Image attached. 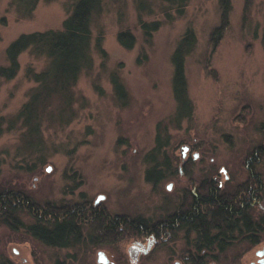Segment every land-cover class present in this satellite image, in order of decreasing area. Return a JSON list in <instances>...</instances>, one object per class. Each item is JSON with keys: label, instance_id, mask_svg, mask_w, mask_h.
Here are the masks:
<instances>
[{"label": "rangeland", "instance_id": "374dc122", "mask_svg": "<svg viewBox=\"0 0 264 264\" xmlns=\"http://www.w3.org/2000/svg\"><path fill=\"white\" fill-rule=\"evenodd\" d=\"M72 1L38 0L31 15L23 16L12 0H0V64L6 62V46L21 33L60 29ZM228 1V24L212 48L209 35L219 22L221 0H103L91 24V68L80 73L70 105L54 99L41 108L38 132L29 139L14 117L34 87L25 68L39 70L44 61L21 53L16 76L0 86V189L20 190L36 204H89L152 224L204 179L229 192L249 178L251 167L264 185V154L257 161L251 155L264 145V0ZM139 19L160 22L149 40ZM187 27L196 36L184 61L193 112L177 124L171 120L170 59ZM124 29L135 36L130 48L117 41ZM98 37L103 54L95 48ZM112 72L126 90L124 103L113 91ZM10 120L15 123L8 125ZM159 123L167 143L152 161L146 156ZM163 158L168 161L163 177L147 180L146 170ZM261 195L254 215L264 212ZM19 217L22 224L33 219L25 211ZM1 220L0 259L14 264H187L184 254L192 248V233L173 230L154 237L134 257L130 247L137 241L146 247L149 231L123 228L92 241L85 227L81 244L52 247L22 225ZM259 236L251 245L236 238L222 253L215 250L217 260L206 264H264V253L257 254L264 250V229Z\"/></svg>", "mask_w": 264, "mask_h": 264}, {"label": "trees", "instance_id": "16d2710c", "mask_svg": "<svg viewBox=\"0 0 264 264\" xmlns=\"http://www.w3.org/2000/svg\"><path fill=\"white\" fill-rule=\"evenodd\" d=\"M37 2L38 0H12L11 4H14L23 16H30ZM102 4L103 0H73L60 29L24 32L6 46V62L0 64V86L3 80L16 76L20 69L21 53L27 51L34 57L43 58L44 61L39 70L33 65H27L25 68L24 75L34 82V87L14 117L19 123V128H24L25 139L37 134L42 117L41 108L45 107L46 103L54 99L61 105L72 103L73 88L80 73L92 66L91 24L93 17L101 11ZM228 12L229 1L221 0L219 22L209 35L212 48L217 46L228 24ZM1 23H4L3 18ZM139 26L144 38L149 40L152 33L159 28L160 22H145L139 19ZM116 37L119 44L125 48H130L135 43V36L129 29L119 30ZM100 42L98 37L95 48L103 54ZM195 44V33L191 27H187L171 54V88L175 101L171 120L177 124L183 119H190L193 112V104L187 93L184 61ZM110 82L117 99L124 103L127 93L119 75L112 72ZM14 120H10L8 125L15 123ZM157 127L154 146L146 156L152 161L157 160L167 143V138H163L160 133V123ZM263 154L264 145L255 148L251 154L253 161H257ZM159 165H163L165 169H159ZM167 168L168 161L165 158L161 163L155 161L146 170V179L158 181ZM261 190L262 180L255 172L233 192L224 191L213 180L204 179L194 191L186 194V200L182 201L173 217L167 214L150 224L142 218L129 219L123 215H111L103 208L89 204H36L20 190L0 189V218L4 224L10 226L22 225L34 239L52 247H74L81 244L86 237L84 227L88 230L87 236L90 240L101 241L107 233L120 232L123 228H135V233L141 234L148 231L165 233L166 229L177 226L178 230L185 229L187 236L192 233L190 245L193 248H187L185 251V263L206 264L217 260L215 250L222 253L227 249L233 229H251L254 234L250 242L256 243L259 240L257 233L262 227L258 225L262 221L249 219L248 205L250 200L253 206L260 200ZM23 211L27 214L29 212L33 217L28 224H22L20 220L19 214ZM0 264L14 263L8 258H2Z\"/></svg>", "mask_w": 264, "mask_h": 264}, {"label": "flooded vegetation", "instance_id": "af4514ba", "mask_svg": "<svg viewBox=\"0 0 264 264\" xmlns=\"http://www.w3.org/2000/svg\"><path fill=\"white\" fill-rule=\"evenodd\" d=\"M185 149H187V148H185ZM182 155L183 156H185V153L183 152L182 153ZM250 169H249V175H251L252 173H253V171H252V168L251 167H249ZM250 186V185H249ZM219 187V186H218ZM237 187V186H236ZM220 188V187H219ZM236 188H234L231 192H233L234 190H235ZM262 193H264V185H262V190H261V194ZM261 197H262V195H261ZM261 199V198H260ZM99 200H95V202H98ZM182 204V202H180L178 205H177V208L176 209H174L172 212H170L168 215H170L171 217H173L174 216V212H176L177 210H178V208H179V206ZM249 207H248V215H249V219H251V220H257V221H262L261 223H260V225H258L260 228L262 227V229H260V232L263 230V227H264V212L263 213H259V214H257V215H254L255 213H253L252 211H253V203L251 202V200H250V202H249V205H248ZM176 216H178V214H176ZM176 218V217H175ZM257 226V227H258ZM177 228V229H176ZM178 230V227L177 226H173V228H171V229H166L165 230V233L166 234H168V235H171V233H172V230ZM180 230H183V231H185V229H180ZM179 230V231H180ZM258 232V231H257ZM260 232H258L257 233V235L259 236V233ZM149 233H151L152 234V237L151 238H149L148 239V242H147V244H146V247H144L143 246V244L140 242V241H137V242H135L130 248H148L150 245H151V243L152 242H154L155 241V238L154 237H157L159 234H161L160 232H150L149 231ZM185 234H186V231H185ZM253 231L250 229H248V228H245V231H243L241 228L240 229H233V231H232V233L230 234L231 235V237H230V239L228 240V242H229V245H228V247L231 245V244H233L235 241H236V238H238V236H239V238L240 239H242V238H245V239H243L245 242H247V243H249L250 245L251 244H255V243H252V242H250L251 240H252V236H253ZM260 237V236H259ZM260 239V238H259ZM259 241V240H258ZM257 241V242H258ZM256 242V243H257ZM188 246H191L192 247V245H190V243L188 244ZM188 248V247H187ZM193 248V247H192ZM263 253H264V250H261V251H258L257 252V254L259 255V256H262L263 255ZM262 261V260H261Z\"/></svg>", "mask_w": 264, "mask_h": 264}, {"label": "water", "instance_id": "95a60500", "mask_svg": "<svg viewBox=\"0 0 264 264\" xmlns=\"http://www.w3.org/2000/svg\"><path fill=\"white\" fill-rule=\"evenodd\" d=\"M103 196L102 195H99L98 197H97V200L98 199H101ZM137 250H139V248H132V252L134 253V257L136 256V253H137ZM144 250V249H143ZM145 251V250H144Z\"/></svg>", "mask_w": 264, "mask_h": 264}]
</instances>
